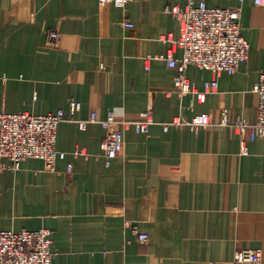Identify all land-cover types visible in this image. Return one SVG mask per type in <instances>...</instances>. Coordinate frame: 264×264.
Wrapping results in <instances>:
<instances>
[{"label":"crops","instance_id":"1","mask_svg":"<svg viewBox=\"0 0 264 264\" xmlns=\"http://www.w3.org/2000/svg\"><path fill=\"white\" fill-rule=\"evenodd\" d=\"M188 1L133 0L121 9L98 0H0V113L63 111L68 120L58 126L57 151L65 158L56 172L31 158L0 173V232L51 230L52 264H231L244 249L261 250L264 262V139L247 141L243 155L240 135L223 125L224 109L231 124L256 120L264 6L243 2L249 59L198 101L173 89L177 73L166 60H147L168 51L161 37L180 34L167 7ZM50 31L61 35L54 47L47 46ZM181 57L177 49L174 58ZM186 76L199 92L214 78L194 65ZM70 100L81 104L75 120L113 113L133 122L151 110L155 123L147 134L124 131L122 151L107 166L106 130L69 121ZM201 114L211 125L164 131L166 123ZM77 150L85 154L75 156ZM130 223L149 235L147 243Z\"/></svg>","mask_w":264,"mask_h":264},{"label":"built area","instance_id":"2","mask_svg":"<svg viewBox=\"0 0 264 264\" xmlns=\"http://www.w3.org/2000/svg\"><path fill=\"white\" fill-rule=\"evenodd\" d=\"M133 0H98L101 7L113 4L125 9ZM237 7L211 8L206 2L189 0L185 6H168L166 12L175 17L180 23L178 37L163 36L161 40L170 47L166 53L147 56L166 60L170 68L176 70L173 89L179 96L189 93L195 95L198 101H204L207 93L216 91L219 78L223 74L233 75L240 66L247 62L250 54V45L242 34L241 16L242 4ZM258 6H264V0H254ZM127 28L134 25L123 23ZM61 40L57 31L48 34L47 46L54 47ZM177 49L182 50L180 60L174 58ZM190 65L202 70H209L214 75L212 81L206 83L205 91L199 92L186 76ZM258 97L257 117L254 122L245 118L237 119L233 124L228 122V111L224 109L223 125L230 126L242 140L243 155L248 154L247 141L264 139V72L260 74L258 83L253 88ZM69 105L72 117L69 121L75 122L79 128L85 129L89 122L99 123L105 130L106 136L101 144V150L107 166L121 153L123 148L124 131L134 128L138 134H147L151 125L155 123L151 110L141 115L139 121H117L113 113H109L105 120H98L93 113L90 121L75 120L74 115L81 110V104L70 100ZM68 121L63 111L56 114L36 115L29 112L0 113V173L7 170H18L27 159H41L45 162V169L56 172L59 160L65 158V153L57 151L58 126ZM118 125L119 129L114 126ZM187 125L192 129L208 127L211 117L208 114L197 115L191 121L181 118L164 124L167 132L171 126ZM84 151L77 150L74 155L80 156ZM73 167L67 168L72 173ZM129 227L137 235L140 243H147L149 235L141 232L138 225L130 223ZM55 252L53 249V233L49 229L37 231H2L0 232V264H52ZM231 264H264L263 252L255 249L239 250L235 253Z\"/></svg>","mask_w":264,"mask_h":264}]
</instances>
